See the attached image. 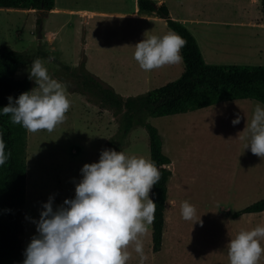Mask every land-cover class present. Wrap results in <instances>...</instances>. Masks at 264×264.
Returning a JSON list of instances; mask_svg holds the SVG:
<instances>
[{
  "label": "rangeland",
  "instance_id": "obj_1",
  "mask_svg": "<svg viewBox=\"0 0 264 264\" xmlns=\"http://www.w3.org/2000/svg\"><path fill=\"white\" fill-rule=\"evenodd\" d=\"M238 6L247 11L232 13ZM132 8L130 0H56V9L50 13L0 8V43L30 60L16 77L29 79L35 59L53 57L44 66L53 79L66 86L71 101L67 119L53 132H28L22 235L25 251L38 234L33 221L40 219L42 205L54 197L55 210L64 200L73 199L76 183L82 179L81 169L85 164L98 163L102 150L113 149L151 161L148 130L134 126L125 134L122 113L93 93L108 87L124 99L138 97L178 80L184 73L183 60L151 72L139 67L134 59L137 43L175 32L160 15V20L126 18L124 14ZM172 8L174 16L196 9L199 14L211 8L227 12L216 17L221 21L209 22L213 20L210 14L205 22L186 26L207 64L264 66L261 0H176ZM248 17L253 27L248 26ZM30 82L31 90L37 87L34 80ZM96 82L101 87L94 88ZM257 103L264 107L246 99L163 118L145 116V122L156 127L162 137L164 153L172 161V176L163 246L158 253L152 250L151 225L143 238L144 264H230L227 244L232 238L222 240L219 226L228 225L230 211L235 214L264 198V158L245 148L250 135L242 133ZM237 113L241 122L233 126ZM184 201L195 207L196 220L182 218ZM224 251L225 257L218 255ZM127 264H140L134 251Z\"/></svg>",
  "mask_w": 264,
  "mask_h": 264
},
{
  "label": "clouds",
  "instance_id": "obj_2",
  "mask_svg": "<svg viewBox=\"0 0 264 264\" xmlns=\"http://www.w3.org/2000/svg\"><path fill=\"white\" fill-rule=\"evenodd\" d=\"M186 43L173 32L163 37L152 36L134 46V59L145 72L176 65L183 60L181 50ZM52 59H35L29 79L37 87L18 99L9 97V105L2 109L3 115H10L12 124L21 125L31 133L53 132L65 122L71 108L66 86L53 79L44 66ZM240 122L237 113L232 125ZM242 133L250 135L245 148L250 147L253 155L264 158V107L259 103ZM5 149L0 137V166L11 157V152L6 154ZM81 175L73 199L64 200L55 210L54 197L42 205L40 219L33 221L38 234L27 246L23 264H127L132 251L139 256L140 264H144L147 257L143 238L155 221L157 206L149 194L161 179L155 162L104 149L99 162L85 164ZM181 216L185 221L196 220L195 207L184 201ZM262 240L264 226L241 231L227 244L230 264H259L264 256Z\"/></svg>",
  "mask_w": 264,
  "mask_h": 264
},
{
  "label": "trees",
  "instance_id": "obj_3",
  "mask_svg": "<svg viewBox=\"0 0 264 264\" xmlns=\"http://www.w3.org/2000/svg\"><path fill=\"white\" fill-rule=\"evenodd\" d=\"M261 2L264 13V0ZM0 8L50 13L56 9V0H0ZM139 8L160 15L168 27L187 42L181 50L184 73L178 80L138 97L124 99L108 87L95 89L93 93H97L104 104L122 113L121 129L125 134L134 126H144L148 130L151 161L161 172V179L151 192L152 200L157 205L152 224L153 251L159 252L163 246L168 185L172 176L169 166L172 161L164 153L158 129L146 123L145 116L163 118L235 100L251 99L264 104V66L207 64L195 36L184 24L173 19L167 5H158L154 0H139ZM38 22L41 23V20ZM29 61L26 54L0 43V137L6 144V154L11 152V157L0 166V264H23L25 259L22 235L27 190L28 131L21 125L12 124L10 115H3L2 109L9 105V97L15 100L31 91L28 78L16 77ZM94 85V88L101 87L100 83ZM162 164L168 167L160 168ZM263 211L264 198L234 216Z\"/></svg>",
  "mask_w": 264,
  "mask_h": 264
},
{
  "label": "crops",
  "instance_id": "obj_4",
  "mask_svg": "<svg viewBox=\"0 0 264 264\" xmlns=\"http://www.w3.org/2000/svg\"><path fill=\"white\" fill-rule=\"evenodd\" d=\"M154 1H156L158 3V5H161V4L167 5L173 19L181 22L185 26H187L188 23H192V22H195V23L205 22L203 20L207 19L210 16V14L212 16L211 19H213V20H211L209 22L214 23L217 21H221L220 18H216V17H218V16L221 17V16L227 14V12H225L224 8L221 11H218L217 9L211 8L208 11L209 13L207 12L206 14L205 13L199 14V10L196 9L193 13L182 12V16H174V11H173L172 6L176 2V0H154ZM130 2L133 4V8H132V12H130L128 14H124V16H126V18L134 19V20H144L147 18L154 17V18L160 20V18L157 17L158 16L157 13L141 11L139 8V0H130ZM180 5H181V7H183L182 4H180ZM239 7L240 6H238L237 8H234V11H232V13L237 14L240 11L242 13L244 11H247L246 9L243 10V8H239ZM53 11H55V10H53ZM95 14H97V13L96 12L92 13V15H95ZM101 14L107 15L105 13H101ZM243 21L244 20L240 19L241 25L244 24ZM248 21H249L248 26L253 27L254 24L252 23V20L249 17H248ZM165 22H166V20H165ZM166 24H167V22H166ZM201 51H202V54L204 56L205 62H207V58H206L203 50H201ZM260 213H264V211L260 212ZM260 213H248V214H243L241 216L235 217L234 214L232 213V211H230L229 212L230 215L228 217V225L219 226L220 237L222 238V240L226 239V237H228V236H231V238L234 239L241 231H251V230L255 229L257 226H264V215H260ZM239 222H241V223L238 224ZM225 233H228V234L224 235ZM164 235H165V230H164ZM163 239H164V237H163ZM152 242H153V238H152ZM261 245H262V247H264V240L261 241ZM152 250H153V248H152ZM154 253H158V252H154ZM218 255L225 257L227 254H226V251H224V252L219 253ZM259 263L264 264V256L261 257Z\"/></svg>",
  "mask_w": 264,
  "mask_h": 264
},
{
  "label": "water",
  "instance_id": "obj_5",
  "mask_svg": "<svg viewBox=\"0 0 264 264\" xmlns=\"http://www.w3.org/2000/svg\"><path fill=\"white\" fill-rule=\"evenodd\" d=\"M41 31H42V29H41ZM41 31H40V37L42 36V35H41Z\"/></svg>",
  "mask_w": 264,
  "mask_h": 264
}]
</instances>
